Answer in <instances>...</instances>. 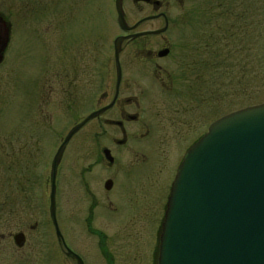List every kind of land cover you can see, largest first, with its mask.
<instances>
[{
  "label": "rangeland",
  "instance_id": "rangeland-1",
  "mask_svg": "<svg viewBox=\"0 0 264 264\" xmlns=\"http://www.w3.org/2000/svg\"><path fill=\"white\" fill-rule=\"evenodd\" d=\"M156 1L162 4L159 11L123 0L127 23L134 25L155 13L166 14L170 31L165 38L150 42L148 50L170 46L177 57L152 62L147 53L137 56L130 51L123 60L136 66L128 71L140 72L131 76L139 80L129 83L133 88L130 95L139 96L146 89L148 96L142 100L162 134L161 146L140 149V154L135 148L120 152L127 166L140 161L145 167L138 169V181L118 194L121 210L114 219L119 218L121 224H95L94 230L108 237L106 244H100L98 233L88 235L84 225L73 218L75 211L82 215L85 205L82 181L90 177H83L82 172L91 158H98L103 140H90L85 129L68 146L59 166L57 203L63 226L70 244L89 264H108L106 253L113 257V264H157L163 216L160 202H165L178 161L187 153L184 145L173 143L187 136L192 140L218 119L264 103V0ZM91 2L78 4L83 14L77 18L82 21L75 34L78 39L91 35L92 88L97 93L99 86H104L100 84L101 63L110 60L114 39L122 33L115 25L116 16H108L116 13L115 0ZM86 10L91 16H86ZM0 16L13 26L10 47L0 62V206L9 204L11 197L17 205H31L35 200L34 204L45 206V220L49 221L54 156L65 136L88 113L86 61L82 59V82L74 84L70 99L69 85L63 83L58 89L56 76L60 71L70 75L71 57L77 49L66 20L62 31H57L56 0H0ZM164 25L160 20L141 29ZM86 44L79 42L78 50ZM111 131L113 137L121 136ZM95 132L102 133L98 126ZM144 155H150L149 160L144 161ZM94 174L93 189L104 193L97 183L106 176ZM149 179L153 181L148 185ZM26 187L29 198L24 194ZM140 189L147 190L141 194ZM155 203L153 210L144 209Z\"/></svg>",
  "mask_w": 264,
  "mask_h": 264
},
{
  "label": "flooded vegetation",
  "instance_id": "flooded-vegetation-1",
  "mask_svg": "<svg viewBox=\"0 0 264 264\" xmlns=\"http://www.w3.org/2000/svg\"><path fill=\"white\" fill-rule=\"evenodd\" d=\"M134 1L135 3H144L145 5L154 8L155 11H159V9L162 7L161 2L159 5L156 4V2H158L156 0H151L148 3L137 2L136 0ZM83 2L84 0H56L57 31L60 33L64 25L68 24V28H71L70 30H72L73 32V35L70 34V36L73 37L72 40L74 41L75 49H77V51L74 52V56L71 57L72 68L70 71V75L69 73L68 75H64V73L60 71L57 74L56 78L58 82V89L63 87V83H67V85H69V94L70 96H72L69 98H73L74 94L72 92V89L74 88V84L76 85L78 81L83 78L84 73L81 62L82 59L85 58L86 66L84 67V77L86 80L87 89H89V103L87 107L88 113L87 116L77 122L73 126V128L83 123L91 115L104 110L102 113L98 114L92 120H90L67 145L68 148L72 141L85 129H87V135L90 140H96L97 143L100 139L103 140L102 147L99 146L101 148H99L98 158H91L87 168L84 172H82L83 177L85 174L90 177L88 181H85V178L82 181L84 185V198L82 200L83 202H85V205L81 208L82 215H79L76 211L73 214V218L75 216V223L79 222L80 224L84 225L88 235H94L98 233L100 244L103 245L106 244L108 237L103 232L94 230L95 224L104 223V225L106 226H110L109 224H115V226L121 224L119 218H116V220L114 219V216H118L121 210L120 202L122 199L120 200L119 198L120 192L123 191L124 193L125 186H127L128 184H132V182L135 183L136 180L138 181V169L145 167L141 166L142 162L140 161H138V163L134 161L131 164L132 166H127L125 163L126 161L123 160L122 157H120V152H125L135 148L139 149L138 153L140 154V149L158 148L159 146H161L160 144L162 141L159 140L161 139L160 137L162 136L160 135L162 134L158 131L157 123L152 120V116L147 115V107H144L146 106V104L142 99L148 96L146 89H142L139 96L130 95L133 91V88L129 83L135 84L139 80L131 79V76L135 74L138 75L140 72L137 70L128 71L129 68H135L136 66L134 64L129 65L128 62L123 60V58L124 56H126L127 52L130 51L136 52L137 56H141L142 53H147V58L150 57L154 59L152 60V62L156 60H166L170 57L175 59L178 54H176V52L172 48H170V46L162 47L157 51L148 50V47H150V42H152L153 40L155 41L158 38H165V35L170 31V21L166 14L155 13V15L147 16L134 25H129L127 23L131 28V31H129L128 33L123 32L120 28L118 22L119 15L117 11L115 14H108V16H116L115 25L122 34L114 39L113 52L110 60L101 63L104 72L101 73L100 84H104V86H99L98 92L94 93L92 88V38L91 35L88 36L85 34V38L81 37L80 35L78 39L77 35L75 34V31H77V27L81 25L82 21V19L77 20V18L78 16H82L83 14L82 9H80L79 11L78 4L82 5ZM89 2L90 4L92 3L91 0H85V5H87ZM86 16H91L87 14V10ZM124 16L127 22L125 13ZM0 19L4 21L9 34L8 45L5 50L6 53L10 47L13 26L12 23L4 17L0 16ZM65 20L66 23L64 24ZM87 20L88 18H85V23H87L86 25H88ZM160 20L164 21V27L166 26V20H168L169 22V29L165 33L160 35L153 34L157 31L162 30L163 28L142 31L141 28L144 24L153 23ZM145 33H148L149 35L125 40L121 44L120 50L117 53L115 42L119 38H127L129 36L133 37ZM82 40H84L88 44L85 45V48H83V50H78L77 44ZM81 46L82 45H79V48ZM165 51L169 52L166 55H163L162 53ZM77 60H79V66ZM150 61L146 62V64L150 63ZM128 74L130 75V77H127ZM80 82H82V80ZM89 84L90 88L88 87ZM96 126H98V128L102 131L101 134L95 132ZM111 130L117 131V135L120 134L121 136L119 138L113 137L115 136V133ZM206 133V131L202 130L201 133L198 132L197 137L193 138L192 140H190L187 136L186 140H181V142L173 143V145L176 147L184 145L185 150L188 151ZM64 140H62L61 144ZM184 156L185 154H182L178 161L173 177V182L177 175L179 169L178 167H180L183 162ZM149 158L150 155L148 157L144 155L143 160L147 161L149 160ZM94 173H103L104 176H106L103 181L100 180L97 183V187H102L104 189V193H102L99 188L95 187L93 189L95 175ZM164 173L165 172H163V174ZM152 181L153 179L146 180V184L149 185V183ZM109 184L110 189L107 188V185ZM146 184H144L145 187L147 186ZM50 186L51 191L49 221L45 220V206L34 204L35 200L31 205H17L13 203L14 200L11 197L9 200V204L0 206V264H81L77 256L82 259L84 264H89L84 254L82 252H79L78 250H75L76 247L70 244L67 229L63 226L60 205L57 203V189L55 192L56 221L53 219L51 213V183ZM170 189L171 187L169 188L165 202H160V211L163 213L162 220L160 222V228L163 225L165 213L167 211V205L171 191ZM146 190L147 189H144V191ZM24 191V194H27L29 198L27 187L26 189H24ZM142 191L143 190L140 189L138 192ZM144 191L141 194H143ZM76 198L77 195H75V200ZM153 206L155 207L156 203L147 205L144 209L148 210L150 208L153 210ZM132 220H134V218ZM70 237H72V235ZM103 255L105 256L108 264H113V257L110 258L107 253L106 255Z\"/></svg>",
  "mask_w": 264,
  "mask_h": 264
},
{
  "label": "water",
  "instance_id": "water-1",
  "mask_svg": "<svg viewBox=\"0 0 264 264\" xmlns=\"http://www.w3.org/2000/svg\"><path fill=\"white\" fill-rule=\"evenodd\" d=\"M122 4L123 0H117L118 22L124 32H129ZM168 28L166 20V26L153 34H163ZM145 35L149 34L119 38L115 42L117 53L125 40ZM8 37L0 19V61ZM103 111L74 128L54 158L51 211L55 221L57 169L64 151ZM158 264H264V104L216 121L186 153L171 189Z\"/></svg>",
  "mask_w": 264,
  "mask_h": 264
}]
</instances>
